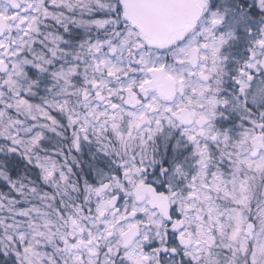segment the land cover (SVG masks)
<instances>
[{"label": "snow or ice", "instance_id": "6c2138e0", "mask_svg": "<svg viewBox=\"0 0 264 264\" xmlns=\"http://www.w3.org/2000/svg\"><path fill=\"white\" fill-rule=\"evenodd\" d=\"M0 264H264V0H0Z\"/></svg>", "mask_w": 264, "mask_h": 264}]
</instances>
